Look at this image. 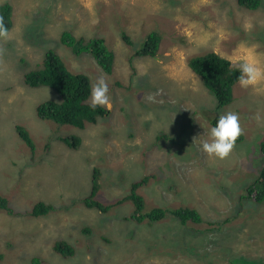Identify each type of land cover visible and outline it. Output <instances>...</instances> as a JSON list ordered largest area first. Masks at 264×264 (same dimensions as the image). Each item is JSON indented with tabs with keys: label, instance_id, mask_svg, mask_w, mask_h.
<instances>
[{
	"label": "rangeland",
	"instance_id": "rangeland-1",
	"mask_svg": "<svg viewBox=\"0 0 264 264\" xmlns=\"http://www.w3.org/2000/svg\"><path fill=\"white\" fill-rule=\"evenodd\" d=\"M4 3L13 6L15 23L11 39L0 40V198L8 201L0 209L3 264H264V202L243 198L264 166V91L236 83L232 102L220 107L188 67L193 56L231 54L241 43L264 57V0L257 10L238 0ZM153 28L162 35L157 56H136ZM65 30L103 37L115 53L112 72L64 45ZM47 51L91 84L103 76L111 113L82 127L39 118V105L58 96L30 87L24 75ZM225 112L238 114L241 140L226 158L209 157L200 140ZM75 140L78 147L70 145ZM144 181L138 190L147 210L195 208L202 216L198 234L172 215L153 225L131 219L132 204L119 201ZM95 188L93 200L107 213L85 203ZM37 204L50 210L38 216ZM49 214L60 222H35ZM214 222L217 229L209 231ZM61 242L71 249L67 257L55 249Z\"/></svg>",
	"mask_w": 264,
	"mask_h": 264
},
{
	"label": "trees",
	"instance_id": "trees-1",
	"mask_svg": "<svg viewBox=\"0 0 264 264\" xmlns=\"http://www.w3.org/2000/svg\"><path fill=\"white\" fill-rule=\"evenodd\" d=\"M239 4L248 10H257L262 4V0H238ZM0 20L11 31L14 26V8L10 3L0 5ZM70 31H63L61 35V42L71 48L75 53L82 54L83 52L90 53L96 63L102 67L105 72L111 73V66L115 61V53L109 48L106 40L103 37L91 36L88 39L84 37L77 38L75 35L69 33ZM122 38L125 43L132 45V38L126 33L122 32ZM2 40V39H0ZM162 42V35L154 28L148 33L144 39L141 47L135 51L138 57H156ZM190 70L197 74L203 81L205 87L216 97L220 107L230 104L233 100L232 86L237 83L235 72L228 71V64L226 60L220 58L214 51H209L202 55L193 56L188 61ZM26 84L30 87H48L56 92L58 100L47 101L39 105L37 115L43 120H51L59 125H74L82 127L85 121L93 120L96 115L110 114L111 111L107 107H97L95 110L89 107L90 99V80L81 74L71 73L61 58L53 51H47L44 55L43 62L37 67L35 71L24 75ZM215 125V121L212 122ZM16 130L21 138L31 149H34V143L30 138L28 132L21 126L16 125ZM237 140H241L238 137ZM75 147L79 146L77 140L70 143ZM261 153L264 156V140L261 145ZM147 181L139 184H132L130 194L119 201V203H131L133 206V213L131 219H134L140 224H150L164 222L170 215L176 218L181 226L188 227L190 233L198 234L199 225L202 224V216L197 209L188 206L163 208L155 207L149 210L146 209V201L139 193L138 188L145 185ZM137 190V192H136ZM95 194L91 195V200L86 199L85 203L90 208H96L102 213H107L109 208L105 207L98 201L93 199ZM243 198L251 199L258 203L264 202V166L261 169L257 180L247 187ZM132 201V202H131ZM8 201L0 198V209H7ZM49 207H44L43 204H37L34 209V214H44L48 212ZM209 224V223H208ZM209 231L217 229L216 223L209 224ZM56 251L67 257L71 253V249L67 248L66 243H59L56 245ZM4 254L0 252V264L4 263Z\"/></svg>",
	"mask_w": 264,
	"mask_h": 264
},
{
	"label": "clouds",
	"instance_id": "clouds-1",
	"mask_svg": "<svg viewBox=\"0 0 264 264\" xmlns=\"http://www.w3.org/2000/svg\"><path fill=\"white\" fill-rule=\"evenodd\" d=\"M0 39H11V32L2 20H0ZM216 54L227 61L229 72L237 73L236 81L241 88L264 91V57L255 52L254 46L241 43L231 54L218 51ZM105 106L111 107L109 84L101 76L91 84L89 107L95 110L97 107ZM241 134L238 114L225 112L220 114L215 125L207 130V139L200 140V147L209 157L224 159L230 154Z\"/></svg>",
	"mask_w": 264,
	"mask_h": 264
},
{
	"label": "crops",
	"instance_id": "crops-1",
	"mask_svg": "<svg viewBox=\"0 0 264 264\" xmlns=\"http://www.w3.org/2000/svg\"><path fill=\"white\" fill-rule=\"evenodd\" d=\"M111 111V110H110ZM42 219L35 220V222L43 224L46 220H51L52 222H60L57 218H54L52 214L46 215V217H41ZM27 222V220H26ZM29 222V221H28Z\"/></svg>",
	"mask_w": 264,
	"mask_h": 264
}]
</instances>
